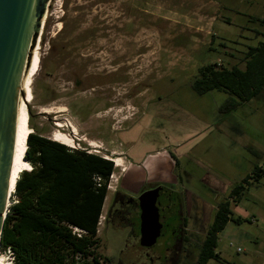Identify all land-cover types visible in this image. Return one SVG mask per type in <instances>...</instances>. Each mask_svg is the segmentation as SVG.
<instances>
[{
  "label": "rangeland",
  "instance_id": "rangeland-1",
  "mask_svg": "<svg viewBox=\"0 0 264 264\" xmlns=\"http://www.w3.org/2000/svg\"><path fill=\"white\" fill-rule=\"evenodd\" d=\"M262 19L264 0H49L22 106L25 133L115 161L98 224L111 264H166L162 240L161 249L141 247L119 219L105 222L116 189L134 197L160 178L178 191L197 241L216 202L245 177L231 205L240 221L218 234L221 260L208 264H264V93L222 111L227 93L191 88L205 64L244 68L247 47L264 41Z\"/></svg>",
  "mask_w": 264,
  "mask_h": 264
},
{
  "label": "trees",
  "instance_id": "trees-1",
  "mask_svg": "<svg viewBox=\"0 0 264 264\" xmlns=\"http://www.w3.org/2000/svg\"><path fill=\"white\" fill-rule=\"evenodd\" d=\"M191 88L198 95L214 90L227 93L222 111L264 93V41L247 47L244 68L218 63L201 66ZM26 141L24 157L31 168L22 170L15 183V200L8 205L0 249L13 252L10 264H108L109 258L99 252L98 224L113 161L37 132H28ZM257 170L256 166L254 175L259 174ZM94 176L102 179L99 186ZM248 179L235 184L228 199L217 203L195 264L221 260L216 251L218 234L229 221H240L233 217L231 205L239 203Z\"/></svg>",
  "mask_w": 264,
  "mask_h": 264
},
{
  "label": "water",
  "instance_id": "water-1",
  "mask_svg": "<svg viewBox=\"0 0 264 264\" xmlns=\"http://www.w3.org/2000/svg\"><path fill=\"white\" fill-rule=\"evenodd\" d=\"M48 1L0 0V239L8 210V181L14 144L19 81L30 58V50L40 32L41 19ZM160 193L161 196L167 193L169 195L170 191L161 186V192L160 187H157L140 196L143 209L140 229L142 245L151 244L152 226L156 225L159 218L161 217L162 226L164 219L170 216L168 207H165L166 212H164L156 206Z\"/></svg>",
  "mask_w": 264,
  "mask_h": 264
},
{
  "label": "flooded vegetation",
  "instance_id": "flooded-vegetation-1",
  "mask_svg": "<svg viewBox=\"0 0 264 264\" xmlns=\"http://www.w3.org/2000/svg\"><path fill=\"white\" fill-rule=\"evenodd\" d=\"M104 149V148H102ZM105 150V149H104ZM173 155L172 153L170 154ZM114 162V160H112ZM128 163V158H127ZM119 167V166H118ZM126 167L120 168L123 171ZM161 186L166 187L170 193L168 195H163L157 198V207L159 210H164L165 207H168V213L170 216L162 222L161 226V217L157 221L156 225L152 226L153 240L150 245H142V234H141V214L143 213L142 201L140 196L147 191L153 190ZM114 190V189H113ZM114 196L112 197L106 216L104 218L105 222L118 220L119 226L127 227L131 234H134L138 243L141 247L147 246L151 247L155 243H159L161 249V240L163 241L164 246V260L166 264H179L182 258V255L191 253L194 251L197 252L198 245L201 243L202 239L210 231V227L207 229L206 233L203 235L201 240L195 241L193 237L187 234V219L181 215V198L178 194V191L172 189L167 184L161 182V179H156L147 183H144L138 194L134 197H130L125 193H122L118 189L115 190ZM165 197V198H164ZM162 198V199H161ZM225 200V199H224ZM224 200H219L217 203L223 202ZM144 205V203H143ZM163 208V209H162ZM211 226V225H210ZM159 257L161 258V250ZM112 262L109 261L108 264ZM113 264H122L120 261L114 262Z\"/></svg>",
  "mask_w": 264,
  "mask_h": 264
},
{
  "label": "bare ground",
  "instance_id": "bare-ground-1",
  "mask_svg": "<svg viewBox=\"0 0 264 264\" xmlns=\"http://www.w3.org/2000/svg\"><path fill=\"white\" fill-rule=\"evenodd\" d=\"M43 18L44 15L41 19V27H43ZM36 61L37 49L33 46L30 58L23 69L22 76L19 81L20 87L16 107L17 111L15 121L13 153L8 181L7 206L9 205L10 197L14 192L15 183L19 178L20 173L24 169L23 164L26 162V160L24 159V152L27 146L25 133L26 112L22 110V106L24 105L25 101H28L31 97V91L29 88V78L34 74V71L36 69ZM0 264H6L5 256L2 253H0Z\"/></svg>",
  "mask_w": 264,
  "mask_h": 264
},
{
  "label": "built area",
  "instance_id": "built-area-1",
  "mask_svg": "<svg viewBox=\"0 0 264 264\" xmlns=\"http://www.w3.org/2000/svg\"><path fill=\"white\" fill-rule=\"evenodd\" d=\"M114 167H116L115 165V161H114ZM113 175L114 173H112L110 175V178H109V182L110 180L113 178ZM94 181L96 182V184L99 186L101 183H102V179L99 177V176H94ZM108 182V183H109ZM108 188H111V185H107ZM11 204V202L9 203V205ZM101 217V216H100ZM3 251V255L5 256V260H6V264H10L12 263L13 261V258H14V255H13V252L7 248L6 250H2Z\"/></svg>",
  "mask_w": 264,
  "mask_h": 264
},
{
  "label": "crops",
  "instance_id": "crops-1",
  "mask_svg": "<svg viewBox=\"0 0 264 264\" xmlns=\"http://www.w3.org/2000/svg\"><path fill=\"white\" fill-rule=\"evenodd\" d=\"M118 154H120V153H118ZM121 154H122V153H121ZM121 154H120V155H121ZM101 215H102V214H101Z\"/></svg>",
  "mask_w": 264,
  "mask_h": 264
}]
</instances>
